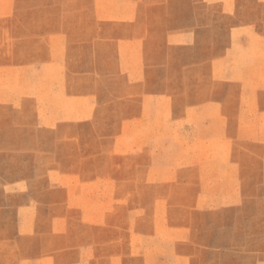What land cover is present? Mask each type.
Returning <instances> with one entry per match:
<instances>
[{
    "label": "rangeland",
    "instance_id": "374dc122",
    "mask_svg": "<svg viewBox=\"0 0 264 264\" xmlns=\"http://www.w3.org/2000/svg\"><path fill=\"white\" fill-rule=\"evenodd\" d=\"M0 264H264V0H0Z\"/></svg>",
    "mask_w": 264,
    "mask_h": 264
}]
</instances>
